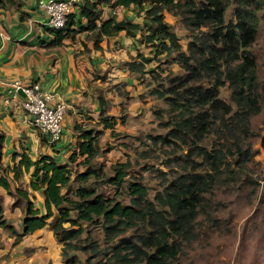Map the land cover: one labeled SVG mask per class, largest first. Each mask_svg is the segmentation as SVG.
<instances>
[{
  "label": "trees",
  "instance_id": "obj_1",
  "mask_svg": "<svg viewBox=\"0 0 264 264\" xmlns=\"http://www.w3.org/2000/svg\"><path fill=\"white\" fill-rule=\"evenodd\" d=\"M101 2L108 1L83 0L80 6V15L87 20L86 29L93 33L96 50H101L100 43L104 38L124 32L126 37L154 48L152 56L144 57L137 52L135 59L125 63L130 72H143L144 66L160 55L172 58L185 72L184 78L174 79L171 86L159 94L174 114L173 138L183 143L191 140L210 170L186 169L155 195V203L147 199L146 188L138 182L128 185V206L116 198L106 197L96 187L87 186L92 179L101 180L117 190L124 184L128 170V163H119L112 167L113 177H107L103 164L94 163L101 157L102 149L99 132L93 128L102 126L112 130L116 125L110 117H103L105 102L99 95L100 120L92 128L74 125L76 149L69 155L67 163L58 164L49 156L31 161L23 154L11 170L13 180L18 182L23 173L32 169L28 187L32 192L41 193L44 214L33 209L31 193L27 189L18 186L12 190L6 177L0 176V187L15 198L13 207L20 208L23 213V230L17 233L5 221L2 208L0 227L14 235L18 242L23 236L48 225L58 244L62 245V262L76 264L77 257L68 251L85 250L78 241L88 226H102L105 240L110 245L122 232L141 223L146 228V235L141 238L140 246L112 245L113 259L124 264H180V255L197 238L201 228L199 219L210 222L211 203L207 196L216 187H227L234 180L229 162L231 151L236 150L234 162L243 167L241 163L247 156L242 149L243 137L248 134L251 119L259 115L264 117V79L258 80L257 64L249 50L256 39L258 19L255 11L241 3L235 8V23L226 25L225 11L231 0H115L113 6L134 8L137 17L142 16V23L118 22L110 18L98 25ZM5 5L6 1L0 0V7ZM164 13L179 17L191 31L192 40L187 52L182 51L177 35L165 22ZM71 15L61 30H49L55 33L49 47L61 45L63 34L71 25ZM201 28L206 32L194 34ZM225 82L231 90L230 99L235 110L219 99V88ZM210 133L216 136L215 146L210 151L197 147L196 142ZM3 138L0 135V152ZM79 164L85 167L84 171L74 173L72 165ZM73 183L77 184L73 190L75 199L69 197ZM89 248L99 254L96 245L91 243ZM123 250L126 254H122Z\"/></svg>",
  "mask_w": 264,
  "mask_h": 264
},
{
  "label": "rangeland",
  "instance_id": "obj_2",
  "mask_svg": "<svg viewBox=\"0 0 264 264\" xmlns=\"http://www.w3.org/2000/svg\"><path fill=\"white\" fill-rule=\"evenodd\" d=\"M264 0H231L225 11V24L235 23V8L243 4L255 11L258 19L256 39L249 48L257 68L258 80L264 79ZM165 22L177 35L183 52H187L191 39L188 30L179 17L164 13ZM205 28L195 31L200 35ZM136 51L144 57L152 56L154 48L145 47L135 40ZM134 56L130 52L118 54V66L126 68L125 63ZM136 58V57H135ZM119 74H112V79L101 81V92L109 100V107L103 117H110L116 122L114 128L94 127L99 132L101 157L94 163H102L107 177H113L112 167L119 163H128L127 176L121 188L115 189L101 180H90L87 186L96 187L106 197L116 198L123 205L130 204L127 193L129 183H141L147 190V199L154 202L157 193L186 169L191 171L210 170L199 156L198 148L191 140L183 143L173 138L174 114L168 102L160 97L174 79L184 78L185 72L172 58L160 55L158 59L144 66L143 72H133L130 77L133 85L113 84ZM107 77V76H106ZM111 78V77H107ZM92 81L89 87H95ZM115 85V86H113ZM206 85H209L206 82ZM166 94V93H165ZM231 90L225 82L219 88V99L235 107L230 99ZM121 97V98H120ZM170 97V95L168 96ZM91 109V108H88ZM93 111H89V114ZM91 119V120H90ZM100 116H86L81 123L84 128H92ZM242 149L247 153L240 167L234 162L237 158L235 149L231 151V177L227 187L219 186L213 190L210 198V222L199 219L201 228L197 238L186 247L179 257L180 264H264V117L259 115L250 121L248 134L243 137ZM197 147L210 151L217 143L214 134H208L199 140ZM81 161V160H80ZM72 171L82 173L83 165H72ZM30 179V178H29ZM26 181V180H25ZM92 182V183H91ZM23 183L24 180H23ZM23 187V186H22ZM70 185L69 197L75 199L74 189ZM155 203V202H154ZM158 209L159 206L156 205ZM73 217V214H71ZM69 227L68 224L64 225ZM88 232V233H87ZM146 235V228L138 223L135 227L122 232L110 245L107 244L102 226H88L78 245L84 251H68L77 257L76 264H124L112 256V245L126 243L140 246L141 238ZM96 245L99 254H95L90 244ZM62 245H60V250ZM122 254H126L125 250ZM65 264V263H63Z\"/></svg>",
  "mask_w": 264,
  "mask_h": 264
},
{
  "label": "crops",
  "instance_id": "obj_3",
  "mask_svg": "<svg viewBox=\"0 0 264 264\" xmlns=\"http://www.w3.org/2000/svg\"><path fill=\"white\" fill-rule=\"evenodd\" d=\"M3 1H6V5L0 7V135L4 138L0 152V176L6 177L12 190L18 186L27 189L31 193L33 209L42 215L45 212L43 197L41 193L32 192L28 187L32 169L23 173L22 178L15 182L12 168L18 164L23 154L31 161L40 156H49L58 164L67 163L69 155L76 149L77 134L73 130L74 125L86 123V116H100L99 95L109 107V100L100 90V82L111 80L112 74H119L113 84H134L130 77L133 72L127 67L122 69L118 66V54L124 52L126 57V52H130L134 56L133 60L138 47H135L134 39L121 32L117 36L104 38L100 43L101 50H96L93 33L86 29L87 20L80 15L83 0L79 1L70 16L71 25L64 32L61 45L49 47L55 33L46 27L47 17L37 8L36 0ZM107 1L98 5L101 9L98 25L110 18L118 22L142 23V16L137 17L134 8L113 6L115 0ZM138 35L137 33V37ZM92 81L97 82L95 87L90 88ZM14 82L23 87L37 83L43 93L53 96L52 103L63 102L66 105L63 138L60 142L51 143L45 134L33 127L30 117L21 110L19 100L3 103V99L7 97L8 85ZM103 109L107 112V108ZM90 110L93 113L89 114ZM14 202L15 198L0 187L3 218L17 233H22L23 213L20 208L13 207ZM0 264L63 262L60 245L47 225L23 236L18 242L14 235L0 227Z\"/></svg>",
  "mask_w": 264,
  "mask_h": 264
},
{
  "label": "built area",
  "instance_id": "obj_4",
  "mask_svg": "<svg viewBox=\"0 0 264 264\" xmlns=\"http://www.w3.org/2000/svg\"><path fill=\"white\" fill-rule=\"evenodd\" d=\"M80 0H36L37 8L47 17L46 27L53 31L61 30ZM21 90L23 96L18 94ZM19 100L21 110L31 119L33 127L45 134L51 143L60 142L63 138V120L66 105L53 102V96L43 93L37 83L21 86L18 82L8 85L4 104Z\"/></svg>",
  "mask_w": 264,
  "mask_h": 264
},
{
  "label": "water",
  "instance_id": "obj_5",
  "mask_svg": "<svg viewBox=\"0 0 264 264\" xmlns=\"http://www.w3.org/2000/svg\"><path fill=\"white\" fill-rule=\"evenodd\" d=\"M18 94H19L20 96H23V93L21 92V90L18 91Z\"/></svg>",
  "mask_w": 264,
  "mask_h": 264
}]
</instances>
